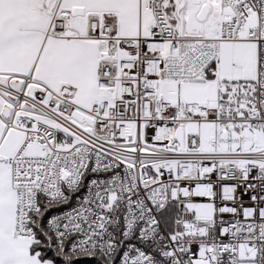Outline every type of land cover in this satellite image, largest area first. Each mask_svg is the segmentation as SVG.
<instances>
[{"label": "snow or ice", "instance_id": "6c2138e0", "mask_svg": "<svg viewBox=\"0 0 264 264\" xmlns=\"http://www.w3.org/2000/svg\"><path fill=\"white\" fill-rule=\"evenodd\" d=\"M0 264H264V0H0Z\"/></svg>", "mask_w": 264, "mask_h": 264}]
</instances>
